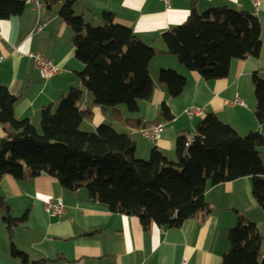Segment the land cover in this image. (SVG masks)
Segmentation results:
<instances>
[{
    "label": "trees",
    "instance_id": "16d2710c",
    "mask_svg": "<svg viewBox=\"0 0 264 264\" xmlns=\"http://www.w3.org/2000/svg\"><path fill=\"white\" fill-rule=\"evenodd\" d=\"M73 3L66 0L59 14L72 29L74 55L84 65L75 74L81 86H71L59 97L56 108L52 104L40 108L38 130L28 118L14 115L18 97L0 84V122L6 130L0 139V179L6 174L22 179L26 168L30 177L48 173L65 189L84 187L91 199L112 212L138 216L144 227L150 223L178 227L187 218H204L211 212L204 196L208 185L251 176L252 196L264 211V166L259 152L264 136L257 131L240 135L206 113L193 133H177L174 159L157 147L141 159L135 156L130 135L116 131L110 123H101L94 131L80 128L91 115L82 108L84 91L91 93L94 104L111 108L118 118L122 117L119 105L130 113L138 112L139 101L152 94L148 67L160 51L142 42L130 27L115 22L113 13L104 11L103 24L93 25L75 14ZM24 6L23 0H0V20L21 14ZM260 33L261 24L254 14L227 6L199 13L192 6L187 19L161 37L166 51L183 66L212 80L226 77L233 59L257 55ZM158 79L169 97L178 96L186 85V78L171 68L160 69ZM253 84L254 115L263 123L264 80L254 74ZM171 118L168 104L162 101L156 120ZM122 121L142 126L140 117ZM0 212L9 235L26 218V214L13 216L10 203L1 195ZM261 240L256 223L237 211L221 264H264ZM11 254L25 256L14 243Z\"/></svg>",
    "mask_w": 264,
    "mask_h": 264
},
{
    "label": "crops",
    "instance_id": "0c3cea01",
    "mask_svg": "<svg viewBox=\"0 0 264 264\" xmlns=\"http://www.w3.org/2000/svg\"><path fill=\"white\" fill-rule=\"evenodd\" d=\"M21 14L0 20V84L18 98L13 111L17 118H28L39 130L40 108L52 104L65 94L75 82V74L84 65L74 55L72 29L60 16L66 0H39L33 7L26 0ZM201 13L209 8L227 6L258 17L261 24V45L257 55L233 59L226 77L203 79L188 70L177 57L166 50L162 33L184 22L191 7ZM75 14L93 25L103 24V12L113 13L114 21L128 26L145 44L158 52L149 63L153 91L149 98L139 101V111L128 112L118 106V114L111 108L93 103L92 95L84 91L83 109L91 115L80 128L94 131L101 123H110L118 132L128 133L135 142V156L147 159L157 147L168 159L175 158V141L179 131L193 133L198 119L185 114L191 105L201 106L230 125L238 134L257 131L264 136V122L254 115L257 101L253 75L264 80V0L256 9L250 0H74ZM42 23L35 30L36 23ZM30 53L50 57L61 72L43 80L33 66ZM162 68H171L186 78L183 91L169 97L166 86L158 79ZM239 98L242 104L235 103ZM166 101L171 120L157 121L158 108ZM141 119V127L123 123L124 118ZM161 124L160 137L151 140L142 130ZM0 122V139L5 135ZM264 166V145L259 148ZM15 179L4 175L0 179V195L10 203L13 216L26 214L24 222L16 225L9 235L0 212V264H179L183 256L188 264H221L229 249L228 231L236 223V212L256 223L264 259V211L254 200L252 177L208 185L205 199L211 212L204 218L185 219L178 227H144L136 215L110 211L105 204L94 201L84 187L65 189L48 173ZM264 179V174H263ZM61 200L64 211L52 214L45 210V202ZM25 253L24 258L11 254V244Z\"/></svg>",
    "mask_w": 264,
    "mask_h": 264
},
{
    "label": "built area",
    "instance_id": "2783aa9c",
    "mask_svg": "<svg viewBox=\"0 0 264 264\" xmlns=\"http://www.w3.org/2000/svg\"><path fill=\"white\" fill-rule=\"evenodd\" d=\"M162 1L165 4H168L170 0H159ZM27 3H30L33 5V7L38 8L40 6L39 0H26ZM250 2L253 4V6L258 9L260 6L261 0H250ZM42 23H36L35 30H40L42 28ZM29 58L31 59L33 66L38 70L40 77L43 80H49L56 74H59L61 72V68L57 65H55L50 57L44 56L40 53H30ZM2 60V57L0 56V61ZM235 103L242 104V101L237 98L234 101ZM84 105H82V108ZM185 114L190 119H202L204 115L206 114V111L201 106L191 105L185 110ZM162 131V125L157 124L152 126L150 129H143V134L148 137L151 140H156L160 137ZM45 210L52 214H61L64 211V205L61 200H49L46 201L45 204ZM179 264H188L187 257L183 256L181 260L179 261Z\"/></svg>",
    "mask_w": 264,
    "mask_h": 264
},
{
    "label": "rangeland",
    "instance_id": "374dc122",
    "mask_svg": "<svg viewBox=\"0 0 264 264\" xmlns=\"http://www.w3.org/2000/svg\"><path fill=\"white\" fill-rule=\"evenodd\" d=\"M58 106V103H57V105L55 106V108ZM148 158V157H147ZM141 159H143V158H141Z\"/></svg>",
    "mask_w": 264,
    "mask_h": 264
}]
</instances>
